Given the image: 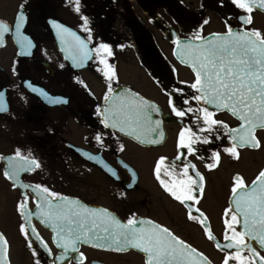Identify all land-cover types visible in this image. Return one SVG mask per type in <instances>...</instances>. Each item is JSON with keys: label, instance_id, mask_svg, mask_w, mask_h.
Masks as SVG:
<instances>
[{"label": "flooded vegetation", "instance_id": "af4514ba", "mask_svg": "<svg viewBox=\"0 0 264 264\" xmlns=\"http://www.w3.org/2000/svg\"><path fill=\"white\" fill-rule=\"evenodd\" d=\"M21 10L25 15L21 34L31 40L33 47L27 49L31 54H21L25 48L17 43L14 31L5 35L4 46H0V90L5 91L9 108L6 113H0V235L8 242L9 263L59 264L56 257L62 254L56 244L59 237L43 218L34 216L26 221L18 211L25 192L27 208L36 210L34 194L22 187L25 184L46 186L66 198L53 203H62L70 212L87 215L86 206L107 210L121 223L135 216L166 227L176 238L203 252L213 264H223L226 255L236 254V249L222 250L217 243H225L226 231L234 240L239 239L231 229H226L225 220L230 221V214L225 213L233 208L234 178L241 177L248 187L264 168V129L254 133L259 147H238V158L225 152L232 143L228 130L239 128L241 121L229 110L192 99L199 93L190 87L195 82L190 58L185 55L182 61L175 53L179 51L177 41L181 44L192 41L190 44L195 47L204 42L194 39L193 34L198 32L204 38L224 35L229 26L234 31L259 30L264 37V10L255 9L251 13L252 24L242 25L238 17L248 13L238 9L231 0H79L78 4L76 0H0V21L14 26ZM206 20L208 22L204 23ZM80 41H84L86 48H82ZM101 44L108 45V49L101 48ZM88 50H92L93 59L80 66L83 52ZM108 65L114 66L115 71L111 81L103 75L109 70ZM25 81L51 96L66 99L67 103L49 104L31 92ZM109 84L114 90L111 93ZM177 89H182V94L174 91ZM106 94L114 98L116 105L143 106L144 101L155 105L158 112L148 114L152 121H161L157 130L164 134L161 143L141 142L156 137L149 130L152 125L136 129L140 140L126 134L131 128H126L125 132L104 128L97 108L113 103L105 101ZM186 99L188 104L184 103ZM170 100L178 109L209 108L212 119L227 125V128L213 126L222 138L216 139L213 133L200 130L207 127L203 124L202 112L177 117ZM186 128L201 139L208 136L212 143H196L192 153L178 149L179 134ZM97 133L102 134L105 148L95 140ZM189 136L190 133L185 132V142ZM17 150L22 155L30 153L29 158L36 159L41 167L21 172L19 179L13 181L4 173L8 170L9 158H14ZM85 152L102 157L116 170L119 179L103 165L87 159ZM213 152H219L220 161L209 168L208 165L215 164ZM178 154L180 161L176 160ZM161 157L166 158L162 172L173 162L195 166V170L189 167V175L202 185L203 191L195 193L198 202L186 201V204L199 209L192 212L194 216L203 213L200 217L203 225L199 220H190L189 208L175 200L155 178L154 169ZM195 172L200 173L202 181ZM173 178H177L175 173L165 180ZM130 184L132 187H128ZM177 191L179 193V189ZM95 219L98 222L109 220L100 214ZM21 225L30 232L35 231L26 237ZM136 227L151 226L137 224ZM205 227L215 239H208ZM233 228L240 232L239 225L233 224ZM34 236L39 239H34L30 248L29 239ZM245 242H248L247 237ZM251 245L264 257L263 248L255 241H251ZM78 247L79 253L70 255L76 257L82 253V264H146L147 261V255L137 249L119 252L91 244ZM239 256L247 258L245 264H260L243 247ZM71 264L77 261L72 259ZM229 264H239V260H230Z\"/></svg>", "mask_w": 264, "mask_h": 264}, {"label": "snow or ice", "instance_id": "6c2138e0", "mask_svg": "<svg viewBox=\"0 0 264 264\" xmlns=\"http://www.w3.org/2000/svg\"><path fill=\"white\" fill-rule=\"evenodd\" d=\"M79 0H76L78 4ZM238 9L243 10L248 15L240 16L242 25H250L253 22L251 13L255 9L264 10V0H231ZM23 9V5L21 6ZM79 11V8H76ZM25 22V15L23 11L18 13L17 23L14 26H9L6 22L0 21V46H4L5 35L13 32L17 36V43L25 48L24 55L31 54L27 49L33 47L31 40L21 34V28ZM206 20L204 23H207ZM87 18L84 19L85 26L87 25ZM57 27H59L57 25ZM85 30H88L85 28ZM74 35V33H73ZM194 39L203 40L204 43L198 46H193L188 42L177 41L179 51L175 54L180 56L182 61L185 55H188L191 61L192 69L195 73V82L190 86L195 89L199 95L194 96L192 99L197 102L203 101L204 104L212 106L216 109L229 110L232 115L236 116L241 121L239 128L229 129L231 147L224 149L225 152L238 158L237 148L251 147L257 148L260 146L259 141L256 139L254 133L257 129H264V37L259 30L249 31H234L231 26L228 32L224 35L213 34L212 39H207L199 36V33L193 34ZM77 39H79L77 37ZM91 39V37H89ZM82 48H86L84 41H80ZM101 48L108 49V45L101 44ZM92 50L84 51L80 66H83L84 61L93 59ZM109 55L111 53L109 52ZM73 60L76 57H72ZM103 62V61H102ZM108 71L103 75L109 80L115 77L114 66L108 65ZM15 73V67L13 68ZM25 86L33 93L43 97L49 104L59 105L67 103V100L62 97H54L48 94L44 89L34 86L30 81L24 82ZM109 93L113 92L112 85L108 86ZM182 94V89L174 90ZM105 101L112 100L113 103L103 109L97 108V114L102 116L101 123L104 128L116 129L119 132H125L126 128H131V131L126 132L127 135L134 136L140 140V136L136 135V129L144 125H152L150 132L155 133V138H150L147 141H141L151 144H159L163 139V132L157 131L160 128L161 121H152L150 112H158L155 105H151L144 101L143 106L133 105L131 103L116 105L114 98L108 94L104 97ZM185 104L189 100H184ZM172 111L177 117H184L187 113L194 111L202 112L203 124L207 125L206 128H201V131L213 133L216 139L222 137L216 132L213 126L220 125L227 128L221 121L212 119L213 113L209 108L203 107L193 109H178L175 104L170 100ZM9 110L5 98V91L0 90V113H6ZM185 132L190 133L188 141L185 142ZM95 140L105 148L104 139L102 134L97 133ZM196 143L210 144L212 140L205 136L202 139L192 132L191 129L186 128L181 131L178 138L177 148L187 149L189 153L195 151L193 147ZM120 150H123V145H120ZM79 151V150H78ZM28 155H22L17 150L14 158H9L8 170L4 175L10 180H18L21 172H30L41 167L39 162ZM83 155L93 160L98 164L103 165L104 168L116 179H119L115 169L107 165L102 157L92 155L90 153H83ZM212 158L215 164L208 165L209 168L215 167L220 161L219 152H213ZM177 161L181 160V155H177ZM166 158L161 157L154 169V175L157 181L161 184L166 192H168L175 200L179 201L182 205L189 208L188 218L190 220H199L203 225L204 220H200L203 213L199 216H194L193 211L199 212V209H193L186 204V201L198 202V197L195 194L197 191L202 192V185L198 184L193 176L189 175V167L195 170L194 165L183 164L177 165L176 163H169L165 165ZM120 163H123L122 161ZM128 168V165H124ZM179 168V171L177 169ZM171 170V171H170ZM173 173L177 178H173L166 182L165 177H172ZM133 176L135 173L133 172ZM195 176L199 177L202 181L203 177L199 172H195ZM180 177H187L183 179ZM235 186L232 188L234 196H237L239 190L245 189V184L241 177L234 178ZM261 187L259 195L256 193V188H252L251 192L240 191L239 196L233 201V208L226 210L225 215L230 214V221L225 220L226 229H231L236 237L239 239L234 240L233 236L227 234L224 236L223 245L217 243L218 248L236 249V254L226 255L223 264H229V261L239 260V264H245L247 258L239 256L241 247L247 249L253 256L258 257V252L252 247L251 241H256L261 248H264V171H261L257 180L253 184ZM25 189H30L34 194L36 200V210L27 208L28 194L23 193V202L18 203V211L25 218L30 221L34 216L43 218L44 222L53 231L56 232L59 239L56 244L62 249V254L56 257L59 264H71V260L75 259L77 264H82L84 256L80 253L78 256L73 257L70 253H79V244H91L93 247H105L113 251H127L129 248L137 249L147 255L146 264H197L193 260V256L200 258L202 261H207L206 257L195 248L187 245L183 240L176 238L168 228L161 227L158 224H153L151 221L139 220L135 216L129 218L126 223H121L118 219L112 216L107 210L87 209L84 207L87 215H82L79 212H70L65 210L62 203L56 201H64L66 198L59 196V194L51 191L48 187L43 185H22ZM132 187V185H128ZM179 189V193L177 191ZM73 203H78L74 201ZM46 205V207H45ZM100 214L108 217L107 222H98L95 217ZM238 217H242L239 219ZM259 217V219H257ZM91 218V219H90ZM140 225H150L151 227H136ZM233 224L240 225L244 229L243 232H236ZM114 226V227H113ZM21 231L26 237L31 236V232L25 225H21ZM208 239L212 240L215 237L207 227H205ZM247 237L248 242H245ZM39 239L32 237L29 239V247H33V240ZM7 240L0 235V264H5L7 256ZM47 247V245H45ZM33 254L36 255L33 248ZM261 264H264V257L259 258ZM39 264V261H37Z\"/></svg>", "mask_w": 264, "mask_h": 264}, {"label": "water", "instance_id": "95a60500", "mask_svg": "<svg viewBox=\"0 0 264 264\" xmlns=\"http://www.w3.org/2000/svg\"><path fill=\"white\" fill-rule=\"evenodd\" d=\"M213 35V34H212ZM212 35H208L206 38L207 39H212ZM204 42V41H203ZM189 43H192V41L191 42H189ZM194 44H196L197 43V41H195V42H193ZM261 171H264V168L261 170ZM259 175V174H258ZM258 175L255 177V179L251 182V184L248 186V187H246V190H239L238 191V193H237V196H232V198H233V201L239 196V192L240 191H248V192H251V189L252 188H256V193L254 194V195H259L260 194V192H261V187H260V185H259V182L257 183V184H253V182L254 181H256L257 180V177H258ZM233 201H232V203H233ZM235 206H234V204H233V208H234ZM240 219H241V221H242V217H239ZM257 219H259V217H257ZM240 226V232H243L244 231V229H243V227H242V224H240L239 225ZM2 235V234H1ZM3 236V235H2ZM256 242V241H255ZM257 243V242H256ZM221 244H223V243H221ZM258 244V243H257ZM259 245V244H258ZM191 246V245H190ZM260 246V245H259ZM192 247V246H191ZM192 248H194V247H192ZM196 249V248H195ZM264 249V248H263ZM197 250V249H196ZM197 252H199V253H201L202 255H203V257H206L207 258V261L205 262V261H202V260H200V258H197V257H195V256H193V260H195L196 262H197V264H213V262L203 253V252H201V251H199V250H197ZM259 254V253H258ZM260 257H262L260 254L258 255V257H256L255 256V258L259 261V263L261 264V261H260ZM186 263H187V261H186ZM5 264H10L9 263V259H8V256H6V261H5Z\"/></svg>", "mask_w": 264, "mask_h": 264}]
</instances>
